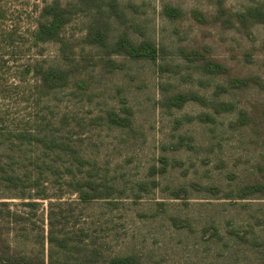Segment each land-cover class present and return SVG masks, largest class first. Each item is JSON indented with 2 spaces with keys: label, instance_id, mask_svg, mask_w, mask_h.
Instances as JSON below:
<instances>
[{
  "label": "rangeland",
  "instance_id": "374dc122",
  "mask_svg": "<svg viewBox=\"0 0 264 264\" xmlns=\"http://www.w3.org/2000/svg\"><path fill=\"white\" fill-rule=\"evenodd\" d=\"M46 1L53 0H0V158L25 166L76 164L70 156L55 159L8 139L11 130H45L77 148L91 162L85 170L92 168L94 178L113 184L117 191L109 200L84 201L69 186L72 175L63 167L41 176L40 188L47 190V199L37 195V189L24 199L2 191L0 202H8L25 218L8 232L15 250L47 258L49 244L36 243L32 228L46 233L51 203H62L65 230L83 233L105 257L136 254L142 264H264V245L252 243H264V189L247 199L232 197L238 187L264 186V124L234 129L229 123L237 112L219 115L216 123L187 121L185 116L205 108L195 102L181 109L160 104L167 92L161 90V82L169 92L195 89L205 95L224 83L222 77L187 68L176 52L180 46L208 44L213 56L235 74H258L264 79V26L256 25L249 38L191 18L173 22L163 13L168 3L186 12L200 9L212 14L215 0H118L140 26L133 38H150L168 48L166 60L181 64L182 74L161 77L151 61L114 56L124 63L123 69L106 73L100 66L89 67L67 88L39 98L37 78L24 73L26 65L66 66L58 43L33 46L29 40ZM225 2L233 11L251 4L250 0ZM89 21L88 15H78L63 31L80 60L97 59L100 54L83 41ZM79 79L85 85H79ZM223 98L250 108L252 102L264 104V90L253 87ZM125 106L133 110L132 126L109 124L107 112L123 114ZM75 171L78 177L85 175ZM211 186L221 188V193L204 189ZM182 188L183 198H175L174 191Z\"/></svg>",
  "mask_w": 264,
  "mask_h": 264
},
{
  "label": "trees",
  "instance_id": "16d2710c",
  "mask_svg": "<svg viewBox=\"0 0 264 264\" xmlns=\"http://www.w3.org/2000/svg\"><path fill=\"white\" fill-rule=\"evenodd\" d=\"M251 4L243 10L233 11L226 6L225 0H215L216 11L212 14L200 9L186 12L183 9L165 4L163 13L171 21L193 19L200 25L213 24L224 30H235L245 37H253V28L256 25L264 26V3L259 0H250ZM88 15L90 21L86 26L84 43L100 51L99 58L80 60L75 53V46L63 36L64 29L78 15ZM140 30L128 16L127 11L118 0H71L67 3L62 0L45 2L41 8L36 28L30 31L31 44L40 46L49 42L59 44L61 57L66 62L65 67L45 66L41 62L26 65L25 74H33L37 78L35 93L39 98L47 97L60 89L67 88L82 72L89 67L100 66L106 73H114L124 68L123 62H118L114 56H125L134 60H148L157 67L158 74L181 75L183 67L167 61L170 51L165 46H159L154 40L145 38L136 41L133 33ZM264 50V40H263ZM177 55L187 64V68L195 72L222 77L224 83L215 85L211 95H205L195 89H183L169 92L163 82L160 83L163 92L160 104L167 109H181L189 102H195L205 108L196 115H187V121L197 120L201 123H216L221 114L237 112V118L229 123L234 128L259 126L264 124V104L252 102L250 108H240L233 99H224L235 91L249 88L264 90V79L258 74H235L232 67L215 58L212 47L208 44L198 46H180ZM193 73V72H191ZM191 75V74H190ZM79 85H85L82 79L77 80ZM123 114L116 110L107 112L106 119L109 124L130 128L132 126V108L125 106ZM181 120H177L180 123ZM9 141L17 143L18 147L34 146L44 153L54 155L55 159L65 156L74 158L69 166H56L43 162H35L33 166L16 164L15 160L4 161L0 158V199L4 190L15 192V195L24 199L31 196V191L37 189V195L47 199V190H41V176L50 171L56 174L65 168V173L72 175L68 184L73 191L79 194L84 201L109 200L117 188L109 182L94 178L92 168L85 170L91 162L79 155V150L69 143L50 137L45 130L25 128L8 132ZM34 158L36 156H33ZM163 160V159H162ZM83 171L84 176L78 177L75 171ZM207 191L215 194L221 193V188L216 186L205 187ZM264 186L259 183L238 187L234 199H247L263 191ZM184 188L174 191L175 198H183ZM25 205L37 207L38 202H24ZM57 207V208H56ZM49 228L47 232L33 227L36 243L44 246L49 244L48 257L41 254L27 255L15 250L9 241L8 232L13 227L25 220L18 212L10 209L8 202H0V264H142L141 258L136 254L105 257L104 252L88 242L83 233L69 232L64 228L65 218L62 203H51L49 212ZM239 235V234H238ZM244 238V236H241ZM245 239V238H244ZM245 241H248L246 238ZM256 246L264 245L260 241H253Z\"/></svg>",
  "mask_w": 264,
  "mask_h": 264
}]
</instances>
